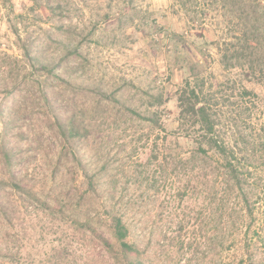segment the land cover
I'll return each instance as SVG.
<instances>
[{"label":"rangeland","instance_id":"1","mask_svg":"<svg viewBox=\"0 0 264 264\" xmlns=\"http://www.w3.org/2000/svg\"><path fill=\"white\" fill-rule=\"evenodd\" d=\"M11 2L13 9L9 0H0V80L10 78L11 73L20 78L30 75L23 41L41 46L45 56L65 54V45L76 47L78 53L68 56L63 66L72 72L71 84L52 83L56 86L51 94L57 97L53 109L42 100L36 83L24 84L22 90L10 96L0 90V139L5 121L14 120L6 143L17 149L18 158L24 157L16 172L23 170L28 175L36 193L26 191L25 196L32 200L27 203L5 191L4 199L11 208L7 218L0 214V264H115L92 227L86 221H76L72 213V206H76L85 213L103 214L101 197L85 195L88 185L83 175L105 160L121 172L120 186H125L126 195L134 203L130 216L139 224L142 242L151 241L149 252L155 264H238L240 260L243 264H264V161L260 164L263 167L257 165L260 167L248 184L255 223L245 234L250 218L239 211L234 194L228 207L238 209L225 220L224 248L217 245L211 252L200 233L205 216L201 211L208 198L197 172L191 175L193 190L187 195L184 187L188 177L174 173L172 164L167 166L166 178L160 177L156 190L150 192H144L128 171L154 157L155 138L149 124L128 108L145 112L150 102H155L152 94H164L169 101L151 108L165 107V125L169 130L176 129V91L183 78L211 72L223 80L221 55L214 42L231 38L225 19L213 11L200 13L196 4L183 8L179 0ZM16 27L23 41L18 39ZM234 72L238 75L239 71ZM31 78L34 81V76ZM212 82L208 80V84ZM244 85L262 101L246 129H260L264 134V80H245ZM61 105L79 116L77 125L82 128L75 151L84 154L81 165L58 138L54 112L61 110ZM83 126L88 127V138L83 137L87 134ZM180 144L174 149L189 156L194 145L186 138H181ZM91 160L98 162L90 167L87 162ZM150 168L153 173L157 170L154 158ZM55 169L57 181L53 183L51 174ZM0 176H8L1 166ZM215 190L210 233L213 229L218 232L212 221L220 219L218 205L224 195L220 186ZM181 220L185 226L182 237L193 244L189 250L180 248L174 239ZM100 223L104 228V218ZM247 241L253 246L249 253L244 247Z\"/></svg>","mask_w":264,"mask_h":264},{"label":"trees","instance_id":"2","mask_svg":"<svg viewBox=\"0 0 264 264\" xmlns=\"http://www.w3.org/2000/svg\"><path fill=\"white\" fill-rule=\"evenodd\" d=\"M179 1L183 8L189 5L194 7L196 4L202 11L200 13L213 11L225 19L226 26H230L227 31L232 33L231 38L214 42L221 55L225 72L223 80H218L211 72L206 75L194 73L183 78L181 86L176 91L178 127L174 130H169L165 125V107L151 108L163 106L169 101L168 98H164V94H152L150 97L155 99V102L151 101L145 112L128 108L133 115L148 123L149 128L155 131L152 148L153 158L157 161V170L154 173L150 168L153 158L138 162L128 171L130 178L139 183L144 192H150L156 190L160 177L166 178L167 173L169 174L168 167L172 164L174 173L182 172L181 174L188 177L184 187V193L187 195L193 190L191 175L197 172L202 184L205 183L204 191L207 195L205 198H208L205 208L201 211V215L205 216L200 226V233L204 234L203 239H207L208 251H210L217 245L224 248L227 234L225 224L228 223L225 220L238 209L236 206L232 209L228 207L234 194L239 211L244 217L250 218V221L246 222L245 234L256 221L255 205H251L248 184H251L254 171L263 165L260 164L264 161V134L260 129L258 132H252L246 129V126L248 122L250 124L254 109L260 107L262 101L253 89L244 85V81L264 80V0ZM9 2L13 9V3L11 0ZM19 16L23 15L19 14ZM10 23L12 26H17V23ZM17 29L16 27L18 39L22 40ZM23 42L24 56L28 60L30 75L26 73L20 78L14 77L11 73L10 78L4 76V79L0 80V90L10 96L22 90L24 84L36 83L42 100L53 109L56 106L57 97L51 94V92L54 93L52 87L56 86L52 83L67 81V84H71L72 72L65 70L63 66L65 67L68 56L77 54L78 49L65 45V54L59 57L55 54L45 56L42 54L41 46L33 45L34 42L30 44ZM235 70L239 71L238 75L233 74ZM65 73L70 74L64 76ZM32 76L34 81L31 80ZM212 79L214 83L208 84V80ZM9 80H13L12 85L8 84ZM64 108L61 105V110L54 112L58 138L62 147L71 152L73 160L81 165L84 154L78 155L75 151V141L82 128L81 125H77L79 116ZM14 123V120L5 121L3 137L0 139V166L4 172L8 173V176H0V214H3L5 218L9 216V206L11 208V203L4 199L5 191H11L15 198L27 203L32 200L25 196L26 191L35 193V186L31 179H28V175L23 170L16 172L18 165L24 162V157L18 158L17 149H14L10 143H6V137L10 136ZM83 129L87 133L83 137L88 138V127L83 126ZM21 133L25 134V132ZM181 138H186L194 145L189 156L181 150L174 149L175 146L181 145ZM168 149L170 152L166 153ZM97 162L91 160L87 163H90L92 167L91 165ZM111 165L108 160H105L91 172L85 170L83 175L84 183L88 185L85 195L92 193L101 197L103 214L98 213L99 211L85 213L80 208L72 206L73 216L76 221H86L92 227L93 234L101 239L102 245L115 264H155V258L149 252L151 241L142 242L143 239L138 230L139 224L130 216L134 203H132V197L126 195L125 186H120L121 172ZM52 171L51 178L53 183H56L57 171L56 169ZM218 186L223 189L224 194L222 202L218 205L220 219L212 221L218 232L213 229L210 233L208 224L214 214L213 206L217 196L214 191ZM81 198L85 199L84 195ZM101 218H104V228H101ZM183 222L184 220L177 222L176 228L179 234H176L174 239L178 241L180 248L189 250L193 244L186 242L182 237L185 227ZM149 235L151 236L152 232ZM250 244L247 241L244 246L247 253L253 247ZM243 261L240 260L238 264H243Z\"/></svg>","mask_w":264,"mask_h":264}]
</instances>
